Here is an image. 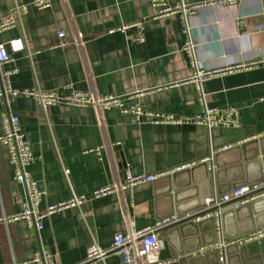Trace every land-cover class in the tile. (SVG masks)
<instances>
[{"label": "crops", "instance_id": "1", "mask_svg": "<svg viewBox=\"0 0 264 264\" xmlns=\"http://www.w3.org/2000/svg\"><path fill=\"white\" fill-rule=\"evenodd\" d=\"M13 1L0 0V19L9 16ZM183 1L203 4L189 18L201 66L216 70L264 58V0H239L233 5ZM155 14L150 0H53L46 9L30 6L19 26L0 33V44L21 37L25 40V48L10 50L12 61L0 70L16 71L10 80L18 89L39 85L44 90L62 91L71 86L102 95L134 96L128 102H138L146 110L196 116L202 106L192 82L195 70L183 49L187 35L181 16ZM143 19L147 20L144 42L131 41L121 32L107 33L110 28ZM60 31L66 32L68 44L59 45ZM75 38L80 42H73ZM202 88L209 105L238 108L240 126L134 124L118 108L104 111L101 122L92 106L57 105L43 110L32 97L0 96V135L3 114L18 115L36 157L28 170L47 191L42 207L77 195L89 197L79 207L46 218L41 230L24 220L1 224L0 264L30 260L41 249L51 252L60 264H83L88 246L94 242L110 252L92 264H121L113 243L118 233L128 231L130 220L136 229H142L155 225L175 208L167 200L169 184L162 178L124 192L92 197L100 188L123 182L128 169L134 175L165 172L188 162L200 164L214 153L213 163L208 164L214 175L206 202L230 191L235 181L246 179L248 160L243 159L242 151L234 150L237 146L253 142L248 152L258 151L264 169V65L217 75L204 81ZM255 171L251 169L250 175L258 176ZM197 173L202 177L203 168ZM26 199V189L15 180L8 151L0 144V217L21 211ZM235 219L229 218L233 231ZM163 232V264L215 261L214 256L205 260L194 251L201 242L214 238L210 224L202 232L172 231L168 237ZM244 264H264V258L250 257Z\"/></svg>", "mask_w": 264, "mask_h": 264}, {"label": "built area", "instance_id": "2", "mask_svg": "<svg viewBox=\"0 0 264 264\" xmlns=\"http://www.w3.org/2000/svg\"><path fill=\"white\" fill-rule=\"evenodd\" d=\"M53 0H32L31 3L21 4L17 0L13 1V7L9 16L0 19V33L5 30L14 28L21 24L22 18L29 12L30 6L38 9H46L52 5ZM239 0H214V4L233 5ZM152 6L156 9L154 17H162L172 14H179L182 19L185 33L187 35L184 45V51L188 54L194 67V75L192 82L197 86L199 92V100L202 106V111L196 116H174L158 111L146 110L138 102L128 101L134 96H118V95H102L94 91H79L67 86L64 90H44L39 85L32 88L18 89L13 87L10 76L15 70H0V96L3 98L26 96L36 100L38 105L47 110L49 107L57 105H72V106H92L99 116V121L102 122V113L106 110L118 108L124 115L129 116L134 124H141L148 121L153 124H184L193 122L206 125L211 128L214 126H240L239 110L236 107L218 108L207 103L202 85L203 82L217 75L232 73L243 69H250L261 64L262 60L249 62L246 64L232 65L223 69H206L201 66L197 58V43L189 22V18L193 16L197 9L203 4H187L183 0L172 4L169 0H150ZM147 20H138L135 22L122 24L107 30L108 34L121 32L127 34L129 40L134 42L145 41V29ZM240 24H244L240 20ZM135 32L129 34V30ZM65 31L59 32L61 39L59 45H66L70 41L66 39ZM75 43H79L80 39L75 38ZM25 48V40L23 37L13 39L7 44H0V67L5 63L12 61L10 50L13 52L23 50ZM264 101V98L261 99ZM4 131L0 135V144L6 147L9 154V161L14 167V178L22 184L26 189L27 199L23 209L12 214H5L0 217L1 224H10L19 220H24L29 226L36 230L44 228L45 219L50 217L57 211L67 208L79 207L84 204L89 197L86 195H77L70 200L57 204H50L45 208L42 203L47 195V191L42 188L39 182L32 176L28 170V166L32 164L36 157L33 153L30 142L27 140L24 132L21 129L20 118L16 114L4 113L3 116ZM114 145V144H109ZM214 159V153L207 156L201 162L211 163ZM198 162H188L181 164L165 172L152 174H137L134 175L129 169L126 173V178L123 182L117 185L100 188L93 192L92 197L98 198L115 190L124 192L132 189L140 183L154 182L157 179L178 171H183L196 166ZM264 197V178L243 184L237 188L231 189L221 195H216L209 198L206 202L208 208H214L213 212L207 213L198 218V220L214 217L215 219V240L206 246L199 249V254L217 251L218 264H228L226 248L230 245L238 244L245 245L253 241L264 238V229H255L246 235L234 239H227L224 236L223 225L221 221V213L223 205L230 203L231 207L236 209L239 206L249 203L258 198ZM177 215L164 217L157 221L153 226H148L142 229H136L134 222L130 220L129 228L126 233H118L115 236L113 248L121 256V264H163L165 261L160 256L161 248L164 245V240L160 236V229L170 224ZM110 250H107L97 243H91L87 249V256L83 264H92L104 259ZM9 264H60L56 261L55 256L44 249H41L36 255L25 261H14Z\"/></svg>", "mask_w": 264, "mask_h": 264}, {"label": "water", "instance_id": "3", "mask_svg": "<svg viewBox=\"0 0 264 264\" xmlns=\"http://www.w3.org/2000/svg\"><path fill=\"white\" fill-rule=\"evenodd\" d=\"M253 144V142L245 143L234 149L242 151L243 159L248 160V174L246 179L237 180L230 184V187L228 188L229 190L264 178V169L260 167V163L262 162V160H259L260 154L258 151L254 152L255 154H253L252 151L250 154L248 152ZM212 163L213 162H201L192 168L178 171L173 174H167L161 177L162 179L159 178L156 180L159 181L161 179L168 182L169 190L167 192V200H169L170 203H175L174 210H170L166 217L172 216L174 213L177 215V219H174L170 224L165 225L160 229V232L164 231L163 233L165 237H168L172 231L183 233L186 230H196V232H202L206 224H210L213 228L214 238L206 242H201L194 251H199L201 244L208 245L215 240L214 217L198 220V218L205 214L213 212L214 208L206 207L202 211L190 213L199 206H206V199L211 195L210 182L212 174L214 175V171H211L208 164ZM202 168L204 175L199 177L197 172L201 171ZM251 169L252 171L255 169L258 176H251ZM231 217L236 218L235 221H233L235 231L231 230V224L229 223V218ZM221 221L224 236L227 239H234L246 235L255 229H264V197L245 203L236 209L232 208L230 203L224 204L221 213ZM225 251L228 264H244L250 257L252 259H259V257L264 258V238L245 245H230ZM261 254L263 256H259ZM199 255L205 260H210L209 257L214 256L215 261L208 262L210 264H218L217 251L209 252L205 255Z\"/></svg>", "mask_w": 264, "mask_h": 264}]
</instances>
